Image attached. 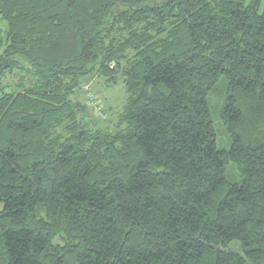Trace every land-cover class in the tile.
<instances>
[{
  "label": "trees",
  "instance_id": "trees-1",
  "mask_svg": "<svg viewBox=\"0 0 264 264\" xmlns=\"http://www.w3.org/2000/svg\"><path fill=\"white\" fill-rule=\"evenodd\" d=\"M0 16V264H264L262 0H0ZM94 71L124 76L115 128L71 98Z\"/></svg>",
  "mask_w": 264,
  "mask_h": 264
},
{
  "label": "rangeland",
  "instance_id": "rangeland-1",
  "mask_svg": "<svg viewBox=\"0 0 264 264\" xmlns=\"http://www.w3.org/2000/svg\"><path fill=\"white\" fill-rule=\"evenodd\" d=\"M262 3L264 7V0H262ZM6 28V21L0 16V32H3ZM17 77L18 75H9L5 80L13 83ZM83 78V83L80 87L74 89L71 98L88 105V118L92 125H98L107 129L115 128L118 123V117L124 111L123 109L127 101L128 93L125 87L124 76L118 73L116 77L110 78L94 71V73L85 75ZM224 91L225 83L221 81L210 99L211 114L214 118L215 128H217V140L220 149L230 148L232 141L230 133L221 117V108L223 106L220 103V99ZM235 171L233 165L230 164L227 173L232 179L237 178L236 174L233 173ZM2 206L0 203V209Z\"/></svg>",
  "mask_w": 264,
  "mask_h": 264
},
{
  "label": "built area",
  "instance_id": "built-area-1",
  "mask_svg": "<svg viewBox=\"0 0 264 264\" xmlns=\"http://www.w3.org/2000/svg\"><path fill=\"white\" fill-rule=\"evenodd\" d=\"M93 96V95H92ZM92 99H94V100H96L95 98H92ZM96 102V101H95Z\"/></svg>",
  "mask_w": 264,
  "mask_h": 264
}]
</instances>
